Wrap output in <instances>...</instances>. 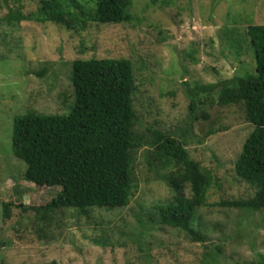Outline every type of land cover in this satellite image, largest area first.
I'll use <instances>...</instances> for the list:
<instances>
[{"label": "rangeland", "instance_id": "obj_1", "mask_svg": "<svg viewBox=\"0 0 264 264\" xmlns=\"http://www.w3.org/2000/svg\"><path fill=\"white\" fill-rule=\"evenodd\" d=\"M38 1L23 0V12L34 11ZM14 7L13 0H0V264H257L264 260V209L249 212L215 206L254 194V188L233 172L252 127L240 106L198 104L206 96L195 85L252 70L253 54L244 35L247 26L264 24V0H132L135 24L92 22L77 33L50 22L9 21ZM229 30L242 49L224 37ZM76 58H125L133 63L140 83L134 98L138 132L150 128L177 135L189 116L191 98L196 113L206 115L180 137L191 158L213 176L208 206L198 209V221L193 223L205 242H193L184 232L158 222L156 209L172 193L162 179L166 168L155 160L148 165L145 147L136 154L135 187L128 206L91 208L87 215L60 209L47 214L46 221L34 217L33 210H21L48 203L58 189L35 187L24 180L26 166L11 149L15 119L31 110L65 113L72 105L69 73ZM209 99L215 101L216 93ZM210 129L217 131L206 134ZM4 203L13 204L8 218L2 214ZM213 250L217 251L209 253Z\"/></svg>", "mask_w": 264, "mask_h": 264}, {"label": "trees", "instance_id": "obj_2", "mask_svg": "<svg viewBox=\"0 0 264 264\" xmlns=\"http://www.w3.org/2000/svg\"><path fill=\"white\" fill-rule=\"evenodd\" d=\"M13 2L15 7L10 10L9 21L50 22L75 33L85 31L92 22L100 25L138 22L132 12V0H39L35 10L27 14L23 12V0ZM232 34L231 30L225 31L224 37L229 44L233 42L242 49L243 44ZM244 36L253 54L252 70L217 83L195 85L206 96L198 104L240 106L245 121L252 127L234 161L233 172L238 180L254 188V194L246 200H222L215 206L256 212L264 209V24L247 26ZM186 56L192 58L188 52ZM183 72L187 73L185 69ZM43 73L36 72L38 76ZM69 79L72 105L65 113L42 114L31 110L15 119L11 149L13 156L26 166L24 180L35 187L58 189L48 203L21 210H33L34 217L46 221L47 214L60 209L87 215L91 208L113 210L128 206L135 187L136 154L145 147L148 165L155 160L166 168L162 179L172 193L171 199L156 209L158 222L184 232L193 242H205L206 237L193 223L198 221V209L208 206L207 191L213 176L191 158L186 142L180 140L194 121L206 118L205 114L196 113L194 99H190L189 116L185 125L178 127L177 135L150 128L138 132L134 98L140 91V83L129 59L76 58ZM211 93H216L215 101L209 99ZM216 131L210 129L206 134ZM11 205H2L6 218ZM147 220L152 222L148 216ZM21 224L17 222L18 227ZM214 251L217 250L209 253ZM143 262L148 263L146 256ZM257 264H264V260Z\"/></svg>", "mask_w": 264, "mask_h": 264}]
</instances>
